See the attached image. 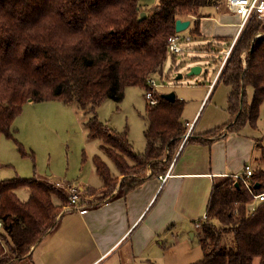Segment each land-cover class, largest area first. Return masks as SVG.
Returning a JSON list of instances; mask_svg holds the SVG:
<instances>
[{
  "label": "trees",
  "instance_id": "16d2710c",
  "mask_svg": "<svg viewBox=\"0 0 264 264\" xmlns=\"http://www.w3.org/2000/svg\"><path fill=\"white\" fill-rule=\"evenodd\" d=\"M222 1L158 0L152 7L141 0H0V135L33 161V151L16 138L12 125L23 105L75 101L91 114L85 122L87 136L101 139L100 148L115 167L112 171L100 155L92 156L101 186H88L91 195L103 191L104 199L116 184L127 192L140 185L148 169L151 176L165 172L185 130L184 99L169 100L153 90L155 103H145L141 153L133 149L127 127L112 129L98 118L96 107L104 99L120 102L126 86L149 89L148 80L162 73L175 20L189 19L183 33L200 36V9ZM219 81L229 86L230 118L206 130L202 139L223 127L230 132L256 127L264 102V22L256 16L238 36ZM263 137L255 139L259 164L251 165L249 188L230 174L214 181L196 231L202 257L189 264H253L255 258L264 264V201L251 206L253 194L264 191ZM19 186L28 188L26 200L16 194ZM67 202L60 189L38 178L0 179V264L29 259L31 248L55 226ZM226 234H231L234 247L224 245Z\"/></svg>",
  "mask_w": 264,
  "mask_h": 264
},
{
  "label": "crops",
  "instance_id": "0c3cea01",
  "mask_svg": "<svg viewBox=\"0 0 264 264\" xmlns=\"http://www.w3.org/2000/svg\"><path fill=\"white\" fill-rule=\"evenodd\" d=\"M226 15L230 21L223 23L231 25L224 26H234L237 14L224 10ZM226 32L214 36L231 39L235 33ZM247 91L250 93L251 88ZM220 109L217 120L205 121L211 109L194 129L193 137L198 140L179 144L169 163L172 175L162 183L148 169L140 185L127 192L114 189L100 203L62 211L55 226L31 248L28 260L32 264H189L199 260L202 250L196 231L205 216L214 181L240 174L244 164L251 166L257 157L255 139L263 136L255 127L245 125L238 132L224 127L216 136L202 139L201 132L229 120L226 100ZM263 111L264 102L259 116ZM20 128L18 125L17 133Z\"/></svg>",
  "mask_w": 264,
  "mask_h": 264
},
{
  "label": "rangeland",
  "instance_id": "374dc122",
  "mask_svg": "<svg viewBox=\"0 0 264 264\" xmlns=\"http://www.w3.org/2000/svg\"><path fill=\"white\" fill-rule=\"evenodd\" d=\"M152 1L154 0H141V2L148 4H151ZM201 9L199 12L202 14L200 18H203L201 20L202 35L191 37L189 41L184 42L182 44L184 51L181 53L173 55L167 52L161 75L154 74L152 76V88L158 93L173 92L175 96L185 100L181 120L183 122L185 121L184 118L191 121L196 120L195 128H199L200 122L209 114L211 109L212 113L205 121L217 120L220 117V108L224 107L226 94L229 91V86L219 81L210 96L208 94L205 98L206 85L213 77L222 58L215 42L217 41L224 50L232 39V37L231 39L228 37L227 40L213 42V37L216 33L236 31L235 23L232 27L224 26L231 25V23H223L230 21L227 15L223 16L224 10H226L223 1L217 6L208 5ZM226 11L232 15L235 14ZM234 17L238 20L237 15ZM257 18L264 22V18ZM244 53L245 50L240 53L242 62L245 61ZM192 66H199V72L190 74L189 69ZM178 74H181V77L176 78ZM146 90L138 85L126 86L124 97L120 102L104 99L96 109L98 118L112 129L121 131L127 127L129 140L133 149L138 153L143 152L145 147L143 130L147 125L145 117ZM202 99L204 102L201 101ZM86 109L80 108L75 101L68 104L58 100L25 103L12 125L17 129V132L18 125L21 127L15 136L25 146L26 150L31 149L33 151L34 160L32 161L29 156L20 155L14 142L0 135V179L16 176L35 177L44 179L56 188L58 187L54 184L55 180L72 181L76 184L85 185L80 188L81 193L83 198L92 196L91 204L103 200L101 198L103 191L94 194L96 196L89 192L88 186L94 188L101 186V180L95 172L92 156L94 154L100 155L112 171L115 170V167L112 160L101 150V139L87 136L88 131L85 122L91 114ZM197 122H199L198 125ZM223 129L224 127L214 133L209 132L210 136H216ZM255 129L264 135V111L258 117ZM261 142L264 144V137ZM258 155L259 150L257 149ZM126 159L130 164L133 163L128 157ZM252 164H259L257 157L253 159ZM119 178L122 176H118ZM114 189H119L118 184ZM15 192L22 200H26L29 196L26 186L17 187ZM61 192L67 199V194ZM53 200L59 202L55 196ZM224 245L234 247L231 234L225 235ZM253 264H258V258L254 259Z\"/></svg>",
  "mask_w": 264,
  "mask_h": 264
},
{
  "label": "built area",
  "instance_id": "2783aa9c",
  "mask_svg": "<svg viewBox=\"0 0 264 264\" xmlns=\"http://www.w3.org/2000/svg\"><path fill=\"white\" fill-rule=\"evenodd\" d=\"M224 7L226 10L237 14L238 21L235 24L236 31L232 39L230 40L227 48L222 50V48L220 47L219 49V51L222 54V58L220 59V63L217 66V69L215 70L213 77L209 80V82L206 85L207 91L205 98L207 97L208 94L210 96V94L213 92V89L219 82L221 73L223 72V69L226 66L227 60L231 54L233 46L236 40L238 39V36L240 35L241 31L245 27L248 19L253 15L260 18H264V0H224ZM260 34L261 32H257L255 36H258ZM190 39L191 37L183 33V31L176 32L175 34L169 36L168 45H167L168 52H170L173 55L183 52L184 48L182 46V43L189 41ZM243 63L245 64V61ZM148 84L150 88L146 90L145 97L150 104H154L156 100L155 97L153 96V90H154L152 88L153 78H150L148 80ZM184 124H185V130L180 138V144L187 143L192 138L194 134L196 120L193 119L192 121H186ZM172 167H173L172 164H169L165 172L158 174L157 177L161 183L167 177L172 175ZM251 174H252L251 166L249 164H244L243 171L240 174L234 175V177L241 180L244 186L249 188L250 186L249 177ZM54 184H56L58 189H60L61 191L67 194L68 202L63 205L62 211L70 210L73 208H78L83 205L90 204V200L92 199V196L83 198L81 189L75 183L71 181H63V182L56 181ZM253 199H254L253 201H264V191L253 194ZM101 201H99V203ZM18 264H32V263L28 259H22ZM92 264H95V262Z\"/></svg>",
  "mask_w": 264,
  "mask_h": 264
},
{
  "label": "water",
  "instance_id": "95a60500",
  "mask_svg": "<svg viewBox=\"0 0 264 264\" xmlns=\"http://www.w3.org/2000/svg\"><path fill=\"white\" fill-rule=\"evenodd\" d=\"M167 0H165L164 3H166ZM145 17V12L144 11H141L140 12V19L144 18ZM190 24V20L189 19H181V18H177L174 22V29L176 32H179V31H183L185 30ZM220 49V48H218ZM200 70V67L199 66H192L190 69H189V73L190 74H193V73H197L199 72ZM181 77V74H178L176 76V78H179ZM162 96L166 99H169V100H173L175 98V94L173 92H169V93H165V94H162ZM255 186H257V184H255Z\"/></svg>",
  "mask_w": 264,
  "mask_h": 264
}]
</instances>
